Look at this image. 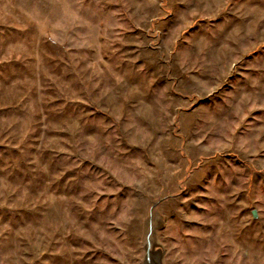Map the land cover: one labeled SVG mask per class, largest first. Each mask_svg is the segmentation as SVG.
Segmentation results:
<instances>
[{"label": "rangeland", "instance_id": "374dc122", "mask_svg": "<svg viewBox=\"0 0 264 264\" xmlns=\"http://www.w3.org/2000/svg\"><path fill=\"white\" fill-rule=\"evenodd\" d=\"M149 222L264 264V0H0V264H141Z\"/></svg>", "mask_w": 264, "mask_h": 264}, {"label": "water", "instance_id": "95a60500", "mask_svg": "<svg viewBox=\"0 0 264 264\" xmlns=\"http://www.w3.org/2000/svg\"><path fill=\"white\" fill-rule=\"evenodd\" d=\"M253 216L255 212L253 211ZM152 224L149 222L145 235L144 255L141 264H163V251L160 246L152 243Z\"/></svg>", "mask_w": 264, "mask_h": 264}]
</instances>
